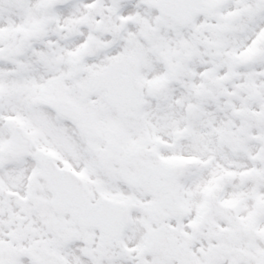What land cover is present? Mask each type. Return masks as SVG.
<instances>
[{"label": "snow or ice", "instance_id": "6c2138e0", "mask_svg": "<svg viewBox=\"0 0 264 264\" xmlns=\"http://www.w3.org/2000/svg\"><path fill=\"white\" fill-rule=\"evenodd\" d=\"M0 264H264V0H0Z\"/></svg>", "mask_w": 264, "mask_h": 264}]
</instances>
